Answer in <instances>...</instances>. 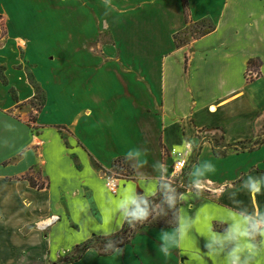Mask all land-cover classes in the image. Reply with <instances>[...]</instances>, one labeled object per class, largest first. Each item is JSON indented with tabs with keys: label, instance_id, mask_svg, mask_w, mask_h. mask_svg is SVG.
<instances>
[{
	"label": "crops",
	"instance_id": "0c3cea01",
	"mask_svg": "<svg viewBox=\"0 0 264 264\" xmlns=\"http://www.w3.org/2000/svg\"><path fill=\"white\" fill-rule=\"evenodd\" d=\"M185 1L190 25L214 29L177 48L182 0H0V264H228L233 216L264 211V193L247 190L264 183V0ZM200 131L228 154L202 143L176 227L147 225L110 254L61 262L121 231L127 192L150 198L176 181L172 150ZM118 160L132 175L111 193ZM262 239L242 241L257 247L251 264H264Z\"/></svg>",
	"mask_w": 264,
	"mask_h": 264
},
{
	"label": "trees",
	"instance_id": "16d2710c",
	"mask_svg": "<svg viewBox=\"0 0 264 264\" xmlns=\"http://www.w3.org/2000/svg\"><path fill=\"white\" fill-rule=\"evenodd\" d=\"M183 3V10L186 18L187 24L190 25L189 21V14H188V8L185 0H182ZM202 25L201 27L194 31V33L190 34L188 36V28L187 30L183 31L181 34L176 35L174 37L175 41V46L177 48L182 47L184 45H187L191 39H197L199 37L205 36L209 34L210 32L213 31L214 27L212 24H209L207 22H201ZM183 36V38H180V36ZM258 62L254 61H249V67H256ZM29 81L31 84H33V80L31 77H29ZM33 88L35 89L36 95L35 99L38 97L39 89L32 85ZM43 104H40L36 109L37 111L41 109ZM31 123H35V118L31 117L29 120V125ZM31 128H34L31 127ZM197 139H200L199 136H197ZM214 142L217 144V142L214 140ZM203 143V142H202ZM195 146L192 149V155L194 156V159L191 161V164L186 167V169L183 171V173L180 175L181 178H186L188 174L191 172L192 168L197 164L196 162V157L198 156L200 150H201V145ZM244 143H247L248 145H251L252 142H243V143H238L234 147V151H237V147L239 145H242ZM251 143V144H250ZM258 142L253 143L252 145H256ZM209 144L212 146L213 153L217 157H225L228 152L224 150L223 152H217L216 146L213 145L212 143L209 142ZM225 148H229V146H225ZM252 148H248L247 150H251ZM245 150V149H242ZM119 161V160H118ZM117 161L113 162L112 169L115 168V163ZM109 176V172H105ZM31 186L37 188V189H43L45 188L44 183H37L34 182L32 179L29 180ZM187 187L185 184L174 181V182H161L159 189L157 193L150 198H144L145 202H141L142 207H147V210L149 212V215L147 219L143 221H135L131 220V223H129V219H127L123 225V228L121 229L120 232L106 236V237H99L95 238L92 240H89L85 242L81 248H79L76 252L77 255H72L71 257H66L64 258L61 262L62 263H71L74 260L78 259L80 255L87 249L89 248H94L95 244L98 242H105L106 245L109 247L106 250L105 254H110L114 252L116 249L121 248L127 244L130 243L131 238L141 228L147 225H154L157 227H168V228H173L178 225V210H179V203H180V197L181 195L186 191ZM158 205V208L154 210V206Z\"/></svg>",
	"mask_w": 264,
	"mask_h": 264
},
{
	"label": "clouds",
	"instance_id": "9594fccd",
	"mask_svg": "<svg viewBox=\"0 0 264 264\" xmlns=\"http://www.w3.org/2000/svg\"><path fill=\"white\" fill-rule=\"evenodd\" d=\"M197 187L202 188L204 185L197 184ZM247 190L250 194H262L264 193V183L258 184L250 179L247 184ZM141 202L146 203L144 197H137L135 191H129L125 194L124 199L117 202L115 211L122 209L123 212L120 218L122 220L130 218L129 223H131V220L143 221L147 219L149 212L146 206H141ZM110 220L111 216L105 219V233L109 231L107 225L110 223ZM232 220L233 223L228 228L227 238L236 241V244L227 254L228 264H251L256 257L257 247L253 243L243 244L242 241H249L257 235L264 238V211L249 215L237 213L233 216ZM184 239L185 236L182 233L181 241H184ZM262 243H264V239H262ZM180 244L179 242H174L171 246H179ZM168 247L169 246H166L161 250L168 254ZM206 247L211 248V245H206ZM245 253L246 255L242 261L241 256Z\"/></svg>",
	"mask_w": 264,
	"mask_h": 264
},
{
	"label": "rangeland",
	"instance_id": "374dc122",
	"mask_svg": "<svg viewBox=\"0 0 264 264\" xmlns=\"http://www.w3.org/2000/svg\"><path fill=\"white\" fill-rule=\"evenodd\" d=\"M59 1V0H58ZM202 23H196V24H191L188 26V36L192 33H194V31L198 30L201 27ZM180 38H183V36L181 35ZM256 72H253L252 75H255ZM254 78V77H253ZM42 100H43V95L40 92L38 94V97L32 101V107H34L33 109L36 110V108L42 104ZM34 115V113H32ZM32 117V115H31ZM29 117V118H31ZM64 136L67 137V135L64 133ZM198 136L200 137V139H195L191 145L192 148L195 146H199L202 142H210L213 145H215L217 147V151L218 152H223L224 150L228 151L225 148L224 142L221 141V135H212V134H206L204 133V131H200ZM214 140L217 142V144L214 142ZM250 145L248 144H242L238 146V150L241 149H246L249 148ZM194 159L193 155H190L188 160H187V166L191 164V161ZM132 175V168L130 163H128L126 160H119L115 163V168L112 169V171L110 172L109 176L110 177H114V178H120L123 180H129L131 178ZM177 182L183 183L184 179L181 177L176 178ZM158 208V205L154 206V210ZM95 247L100 251L101 254H105L107 248L109 247L108 245L105 244V242H98L95 244ZM74 254V253H73ZM75 255H77V252L75 253Z\"/></svg>",
	"mask_w": 264,
	"mask_h": 264
},
{
	"label": "built area",
	"instance_id": "2783aa9c",
	"mask_svg": "<svg viewBox=\"0 0 264 264\" xmlns=\"http://www.w3.org/2000/svg\"><path fill=\"white\" fill-rule=\"evenodd\" d=\"M256 77H257V74L252 75V72L247 71V74H246L247 80H252V79H255ZM186 146H187L186 151L182 152V153H179V152H176L175 150H172V155L174 157L172 171H173L175 178L180 177V175L183 173V171L187 167V160L189 158L190 152H192V145L190 142H188ZM119 180H122V179L106 176L105 177L106 188L111 193H115L117 188H118Z\"/></svg>",
	"mask_w": 264,
	"mask_h": 264
},
{
	"label": "snow or ice",
	"instance_id": "6c2138e0",
	"mask_svg": "<svg viewBox=\"0 0 264 264\" xmlns=\"http://www.w3.org/2000/svg\"><path fill=\"white\" fill-rule=\"evenodd\" d=\"M212 111H215V108H213Z\"/></svg>",
	"mask_w": 264,
	"mask_h": 264
}]
</instances>
